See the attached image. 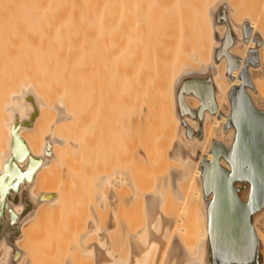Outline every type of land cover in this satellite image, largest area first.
<instances>
[{
    "label": "bare ground",
    "instance_id": "bare-ground-1",
    "mask_svg": "<svg viewBox=\"0 0 264 264\" xmlns=\"http://www.w3.org/2000/svg\"><path fill=\"white\" fill-rule=\"evenodd\" d=\"M241 4L0 0V264H264L242 145L264 127V3Z\"/></svg>",
    "mask_w": 264,
    "mask_h": 264
},
{
    "label": "water",
    "instance_id": "water-1",
    "mask_svg": "<svg viewBox=\"0 0 264 264\" xmlns=\"http://www.w3.org/2000/svg\"><path fill=\"white\" fill-rule=\"evenodd\" d=\"M243 149L247 150L252 157L255 167L261 171V177L264 178V127L259 126L255 130L244 127L242 132ZM221 178L218 186V205L217 211L219 213L222 229H227L231 225L232 230L237 233L241 225L238 217L239 209L230 206V197L228 190ZM254 201L256 205H261L264 202V184L262 182L256 183Z\"/></svg>",
    "mask_w": 264,
    "mask_h": 264
},
{
    "label": "rangeland",
    "instance_id": "rangeland-1",
    "mask_svg": "<svg viewBox=\"0 0 264 264\" xmlns=\"http://www.w3.org/2000/svg\"><path fill=\"white\" fill-rule=\"evenodd\" d=\"M235 1H237L239 4H241L238 0H235ZM242 1V3H244V6H243V4H241V6H242V8H244V10H246L247 12H252L251 14H253V13H255L257 10H258V8H260L261 7V3H264L263 1L264 0H241ZM246 6V7H245ZM260 6V7H259ZM77 46H75V48H76ZM74 48V49H75ZM78 48H79V45H78V47H77V50H78ZM76 50V49H75ZM61 223V222H60ZM63 224L64 223H61L60 225H62V226H60V227H62V229H63V231H64V233H65V230H66V232H67V229H66V227L65 228H63L64 226H63ZM65 225V224H64ZM59 230H61L60 228H59ZM45 232V231H44ZM47 232V231H46ZM60 232V231H59ZM61 233H63L62 231H61ZM44 246H45V244H44ZM38 248V247H37ZM39 248H41L42 249V247H40L39 246ZM41 249H39V250H37L36 251V253H38ZM39 253H42L41 254V256L39 257L38 255H36V258H34V260L36 259V260H39V261H36L35 260V264H41V263H44L43 261L46 259V257L44 256V260L42 259V255H44V250H42V252H39ZM40 255V254H39ZM76 259L77 258H75L74 260L76 261ZM41 260H43V261H41ZM78 260V259H77ZM47 261V260H46ZM80 261H84V262H86L85 260H80ZM84 262L82 263V264H84ZM87 264V263H86Z\"/></svg>",
    "mask_w": 264,
    "mask_h": 264
}]
</instances>
